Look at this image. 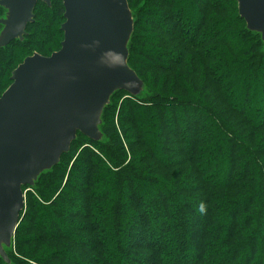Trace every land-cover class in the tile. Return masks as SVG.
I'll use <instances>...</instances> for the list:
<instances>
[{
  "label": "trees",
  "instance_id": "16d2710c",
  "mask_svg": "<svg viewBox=\"0 0 264 264\" xmlns=\"http://www.w3.org/2000/svg\"><path fill=\"white\" fill-rule=\"evenodd\" d=\"M51 4L37 5L23 43L0 51V97L27 57L61 49L65 11ZM128 4V64L147 92L116 93L104 141L78 134L60 164L23 189L10 264H264L261 36L237 0ZM130 199L144 207L132 212Z\"/></svg>",
  "mask_w": 264,
  "mask_h": 264
},
{
  "label": "water",
  "instance_id": "95a60500",
  "mask_svg": "<svg viewBox=\"0 0 264 264\" xmlns=\"http://www.w3.org/2000/svg\"><path fill=\"white\" fill-rule=\"evenodd\" d=\"M61 1V49L27 57L0 98V259L6 264L26 207L23 189H34L58 166L78 134L104 141L103 115L116 93L143 98L147 92L128 64L135 26L128 0ZM237 1L247 29L264 42V0ZM39 3L52 6L51 0H0V51L24 42Z\"/></svg>",
  "mask_w": 264,
  "mask_h": 264
},
{
  "label": "rangeland",
  "instance_id": "374dc122",
  "mask_svg": "<svg viewBox=\"0 0 264 264\" xmlns=\"http://www.w3.org/2000/svg\"><path fill=\"white\" fill-rule=\"evenodd\" d=\"M3 12H4V11H3ZM4 13H5V12H4ZM186 15H187V14H186ZM154 18H155V17H154ZM152 20H153V19H152ZM150 22H154V20H153V21H150ZM151 24H153V23H151ZM164 24H165L164 26H165L166 29H167V28H168V29H171V30L173 29V28H172V26H173V24H174L173 22H171V21H170V22L167 21V23L165 22ZM153 25H154V24H153ZM158 30H159L160 34H163V32H162L163 29H162V31H161L160 29H158ZM58 51H59V50H58ZM58 51H57V52H58ZM34 53H36V51H35ZM8 88H9V87H8ZM8 88H7V89H8ZM7 89H6V90H7ZM6 90H4V92H5ZM3 94H4V93H3ZM3 94H2V95H3ZM0 98H1V97H0ZM207 122H208V120L203 119V125H208ZM171 156H173V157L179 156V152H178V151H173L172 154H171ZM69 168H70V167H69ZM72 180H75V179L73 178ZM29 190H30V189H29ZM31 190H32V189H31ZM127 202L129 203V208L131 209L132 212H138V211H139L138 206H141V207L143 206V207H144V204H145V203L143 204V201H141V204H139L137 201H135V200H133V199H130V200H128ZM79 203H80V202H75V203H73V204L71 205V208H76V205L79 206ZM72 211H73V209H72ZM190 216H191V218H193V213H191ZM129 221H130V223H129ZM127 222H128L129 224H134L135 219H134V218H131L130 220L128 219Z\"/></svg>",
  "mask_w": 264,
  "mask_h": 264
},
{
  "label": "snow or ice",
  "instance_id": "6c2138e0",
  "mask_svg": "<svg viewBox=\"0 0 264 264\" xmlns=\"http://www.w3.org/2000/svg\"><path fill=\"white\" fill-rule=\"evenodd\" d=\"M262 23H264V21H261ZM250 23H252L251 21H250Z\"/></svg>",
  "mask_w": 264,
  "mask_h": 264
}]
</instances>
